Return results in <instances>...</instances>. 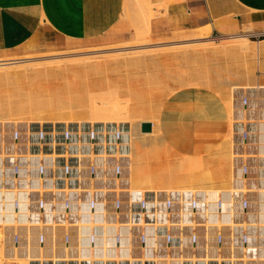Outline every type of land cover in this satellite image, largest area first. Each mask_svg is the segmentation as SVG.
I'll list each match as a JSON object with an SVG mask.
<instances>
[{
	"label": "built area",
	"instance_id": "2783aa9c",
	"mask_svg": "<svg viewBox=\"0 0 264 264\" xmlns=\"http://www.w3.org/2000/svg\"><path fill=\"white\" fill-rule=\"evenodd\" d=\"M230 98L227 188L135 185L118 125L0 122V249L26 264H264V82Z\"/></svg>",
	"mask_w": 264,
	"mask_h": 264
},
{
	"label": "rangeland",
	"instance_id": "374dc122",
	"mask_svg": "<svg viewBox=\"0 0 264 264\" xmlns=\"http://www.w3.org/2000/svg\"><path fill=\"white\" fill-rule=\"evenodd\" d=\"M125 2L129 6L131 5L133 9V19H140L134 24L135 38L130 42L113 45L104 44L85 47L59 48L54 49L51 52L36 51L17 54L9 58L0 59V63H12L14 61L16 62V64L7 67L9 68L7 69V72L0 70L1 75L3 73H9V71L12 76H17L18 74V76L15 77L17 79H14L15 81H12L10 73L9 75H4L9 76V78H7L6 80H11V84L8 83V85H4L3 83L2 85V83L0 82V103L3 104L5 101H7V99L11 101H8V103H10L11 105H9V107L6 106L9 109L5 108V104L8 105L7 102L2 106L0 105V108L4 107L2 109L3 111H12L14 109L12 112L7 111L8 114H11L12 116L8 114L7 116L6 111L3 112L6 116L4 114L0 115V121H6L8 118V120L20 119L32 120L37 122L43 120L49 123L59 124L62 123L61 121L63 119L64 121L68 122L69 118L70 120H72V118L76 117L72 123H80L82 121L84 122L86 119L83 118H88L89 114L87 111L83 110V108L78 105L79 103H81L80 101L87 102L86 100L88 93H86V87L88 86L86 85L89 84V86H94L93 88H91V90L93 89V91H91V94H94L95 96H103L104 94L107 95L106 93L110 95L109 91H111V94L120 92V95L118 94V96L120 97L119 100L122 102L121 106H124V103L128 102L131 103L130 107H132L133 105L138 107L140 106L141 108L143 107L142 110L144 111V113L140 112L142 114L141 117L152 119L153 127L157 128V122L154 123V118L158 120V113L161 108L162 102L174 91L192 85H203L207 87H213L217 90L218 87L216 85V81L218 79L219 72L235 71L238 69H240V71L242 69L243 71V68L245 67L246 72L248 68L252 72V74H254V71H263L264 69V60H261L264 56V48L262 49L263 51H259L262 46V44H259V42L264 41V37L258 39H247L244 36H232L228 38L224 37L218 39L215 38V36L213 37L210 35L209 28L207 26L197 31L181 33L177 36L165 37L159 40L153 39L148 32L147 35L145 34L146 38L144 39L146 40H142V38H140L139 36H142L144 34L143 32H145V28L148 27L147 20L152 17V14L149 10L151 7L150 2L149 0H125ZM143 3L146 6L145 12L143 11ZM136 12L140 17L137 16ZM238 44H240L239 46L243 44L245 50H243L242 45V48L238 47L240 48L239 50H241L242 52L237 51ZM247 46L249 47V49ZM260 52L263 53V55H261ZM257 54L261 55H259V57H261L259 58L260 60L256 59ZM257 60L259 62H257ZM111 61L112 63H109ZM122 62L124 64L127 63V68L122 65ZM258 63L261 64V67L258 65ZM93 64L94 69L98 68H95V65H101L102 67H99L98 69L94 70L92 68ZM74 65H79V68L81 69H78V66L76 67ZM88 67L91 70L88 71ZM110 67L112 69H110ZM84 68H86V72ZM11 71H14L15 74ZM250 71H248L249 74ZM1 75L0 77H4ZM5 78L6 77L0 79L5 82ZM107 78L109 79L108 86L105 83V80H107ZM262 79L264 80V76L262 77ZM100 81L104 82L103 85L102 83H100ZM15 82L18 83L15 84ZM253 83L255 82L246 81L240 82L239 84L249 85ZM231 84L234 83L222 85V88L224 90L223 93L219 94L223 96L226 95L224 96L226 97L224 98V100L227 101L226 99L228 98V103L229 101L231 102V99L229 98ZM102 92L106 93L103 94ZM17 102H20L22 105L20 103L18 104ZM23 103H32L34 105H38L39 110L41 111L38 113L37 111L30 112L32 110L31 108L29 111H27L23 108ZM226 105L230 104H227L226 102ZM21 106L24 109L23 111L22 109H18L19 107L21 108ZM230 107L231 106H227V108L229 109L228 111H231ZM65 108L67 111L65 110ZM15 109H17L18 112ZM230 114L231 112H229V116ZM77 118L82 119H78L81 121L79 122L77 120V122ZM88 121L89 119L86 122ZM106 121L104 122L106 123ZM109 122L112 123L113 121ZM110 123L107 122L106 124L110 126L112 125ZM154 131L158 132L155 135V137H157L159 131L158 129H155ZM230 134L231 133L229 132L227 135L231 138V136H229ZM228 137L226 139H228ZM156 139L159 142L153 143L154 139L153 137H150V143L147 146L142 144L143 146H145L147 151L149 150L148 152H156V155H158L157 157L153 153V157L151 154V159L154 161V163L160 160L162 161V164H164V162L167 163V161L169 160L173 163L174 161L175 163H177L178 161V164L179 161H188L183 160L184 158L187 159L188 157L176 158V156L172 155L169 150L163 146L160 136ZM226 139L224 138L222 142L223 146L220 145L219 147L222 148L221 152L223 151V149L225 152V148L229 147V156L226 154L228 153V150L226 148L225 153H217V158H215V160L218 159V162H225L226 157H229L227 159H230V139L228 140L229 144L226 142ZM224 142H226L227 144L224 145ZM147 143L148 142H146L145 144ZM218 150L220 149L218 148ZM218 154L223 155L222 158ZM152 157L154 159L160 158V160L156 161ZM164 158L167 160L165 161ZM192 158L190 159L189 157L188 159L192 161ZM196 158L197 157H194V161L192 163L190 162V164H192V167L195 165V163H197V161L199 162V164L205 163L200 158H198L199 160L197 159V161H195ZM213 161H211L212 163L209 162L210 164L208 165H212L214 163ZM201 165L203 166V164ZM173 178H175V180L177 179V177ZM162 180H165V178H163ZM186 181L187 180L183 182L179 181L180 184H178L179 182L176 181V183H174L175 186L173 184V187L171 188L173 189L174 187L178 186L174 189H180V186H184L183 184L181 185V182L185 184ZM155 184L152 185V188H163L165 186V184H162L163 186H161V182ZM167 186L165 188H168Z\"/></svg>",
	"mask_w": 264,
	"mask_h": 264
},
{
	"label": "crops",
	"instance_id": "0c3cea01",
	"mask_svg": "<svg viewBox=\"0 0 264 264\" xmlns=\"http://www.w3.org/2000/svg\"><path fill=\"white\" fill-rule=\"evenodd\" d=\"M149 2L152 17L147 24L153 39L207 26L215 38L245 34L256 39L264 37V0ZM132 14L125 0H0V59L36 51L130 42L135 38L134 24L140 20L133 19ZM263 76L250 71L247 81L264 82ZM234 82L236 79L225 84ZM227 109L213 87L192 85L174 91L164 99L158 113L163 146L176 158L198 157L211 162L229 133Z\"/></svg>",
	"mask_w": 264,
	"mask_h": 264
},
{
	"label": "bare ground",
	"instance_id": "6f19581e",
	"mask_svg": "<svg viewBox=\"0 0 264 264\" xmlns=\"http://www.w3.org/2000/svg\"><path fill=\"white\" fill-rule=\"evenodd\" d=\"M127 9V8H126ZM127 14V13H126ZM145 23V22H144ZM146 30H145V32H143L144 34L142 35V36H139L140 38H142V40H146V39H144V38H146L145 36L148 34V27H146L145 28ZM147 31V32H146ZM181 32V31H180ZM183 32V31H182ZM146 34V35H145ZM173 35H175V34H173ZM138 40V39H137ZM262 44V46H261V48L259 49V51H261L263 48H264V41H262V42H259V44ZM240 44H238L237 45V48L238 47H241V46H239ZM249 45V44H248ZM235 47V46H234ZM243 47V50H245L244 49V45L242 46ZM241 47V48H242ZM246 47V46H245ZM248 47V46H247ZM236 48V47H235ZM235 48H234V50H235ZM236 48V49H237ZM240 48H238L237 49V51H241V50H239ZM248 49H249V47H248ZM263 51V50H262ZM242 52V51H241ZM245 52V51H244ZM264 52V51H263ZM261 53V52H260ZM197 55V54H196ZM258 55V56H257ZM256 55V59H258V60H260L259 58H261V57H259V55L260 54H257ZM261 55H263V53H261ZM260 55V56H261ZM187 56V55H186ZM205 56V55H204ZM197 57V56H196ZM203 57V56H202ZM207 57V56H206ZM235 57V56H234ZM264 57V56H263ZM262 57V58H263ZM205 58V57H204ZM114 60H116V59H114ZM208 60V59H207ZM257 60V62H259ZM261 60H264V59H261ZM205 61V60H204ZM109 63H112V61L111 62H109ZM123 63V62H122ZM263 63H264V61H263ZM13 64H16V62L14 61V62H5V63H0V70L1 71H5V72H7V69H9V68H7V67H9L10 65L12 66ZM95 64V63H94ZM94 64L92 65V68H93V66H94ZM121 64V63H120ZM126 64V65H125ZM123 63L122 65L124 66V67H126L127 68V63ZM244 64V63H243ZM81 65V64H80ZM85 65V64H84ZM104 65V64H103ZM258 65L260 66L261 64H259L258 63ZM74 66H78V69H81V68H79V65H74ZM105 66V65H104ZM111 66V65H110ZM82 67V66H81ZM90 67H91V65H90ZM96 67H102L101 65H95V68ZM107 67V66H106ZM109 67V66H108ZM261 67V66H260ZM15 68V67H14ZM87 68V67H86ZM86 68H84L85 69V72H86ZM89 68V67H88ZM98 68H96V69H98ZM10 69H13V68H10ZM83 69V68H82ZM94 69V68H93ZM92 69V70H93ZM96 69H94V70H96ZM106 69H108V68H106ZM110 69H112L111 67H110ZM109 69V70H110ZM244 70H245V67L243 68ZM89 70H91L90 68L88 69V71ZM93 70V71H94ZM244 70L242 71V69H241V71L238 69V70H235V71H222V72H219L218 73V79H217V81H216V85H217V92H218V94H220V93H223V88H222V85L223 84H225V83H228V82H230V81H232V79H236V81L237 82H234V84H231V86L230 87H232V85H241V84H239L238 83V81H241V80H245V82L249 79V77H250V74H249V72L248 71H250L248 68H247V72H246V70H245V73H244ZM84 71V70H83ZM12 73L14 72V71H11ZM9 73H10V71H9ZM9 73H6V74H8L9 75ZM6 74H0L1 76H4V75H6ZM14 74H15V72H14ZM45 74V73H44ZM4 76V77H6L5 79H4V81L7 79V78H9V76ZM10 75H11V73H10ZM46 75V74H45ZM54 75H55V73H54ZM217 75V74H216ZM17 76H18V74H17ZM17 76H15V75H11V78H12V81H15L17 78H15V77H17ZM146 76V75H145ZM4 77H0V78H4ZM14 77V78H13ZM47 78V77H46ZM106 78V77H105ZM220 78V79H219ZM15 79V80H14ZM1 80V79H0ZM60 80V79H59ZM6 81H9V80H6ZM3 82V80H1L0 82L2 83V85H3V83H4V85H8V83L9 84H11L12 82H11V80L9 81V82ZM20 82V81H19ZM97 82V81H96ZM242 82V81H241ZM0 83V84H1ZM18 82H15V84H17ZM100 83H102V85H103V81L101 82L100 81ZM105 83L107 84V86H108V84H109V79L107 78V80H105ZM13 84H14V82H13ZM101 85V86H102ZM86 86H88V87H86L87 88V90H86V93H88L87 94V102H85V101H80L81 103H79V105L78 106H80V107H82L83 108V110H85V111H87L88 112V114H89V117L88 118H83V119H86L83 123L82 122H80L81 120H78V119H82V118H77L76 119V121L78 120L80 123H76V122H74V123H72L73 121H74V119L76 118H72V120H70V118H69V121H71V122H69L68 121V123H70L71 125H73L74 126V128L75 129H81V127H82V124H84L88 119H89V121H92V122H95V123H97L98 124V126L101 128V129H103V132H105L106 131V129L109 127L110 128V126H112V125H119L120 126V128L122 129V142H124V144L128 147V154H129V156H130V159H131V176H132V180H133V182H134V184H136V185H138V186H140V187H142V188H145V189H152V190H154V189H159V190H162V189H168L169 187L171 188V187H173V184L174 183H176V181H185V180H187L186 181V183L184 184V183H182L181 182V185L183 184L184 186H180V189H182V188H198V189H209L210 187L211 188H226L227 186H228V182H229V172H228V164H229V159H227V158H229V157H226V159H225V162L224 161H220V162H218L217 160L218 159H216L215 160V158H217V156H215V158H214V163L212 164V165H208V164H210V163H206V165H205V163H200L199 164V162L197 161V159H198V157L196 158V160L195 161H197V163H195V165L192 167L191 165L192 164H190V162L192 163L194 160V157L192 158V157H190V159L192 158V161H190V159H183V160H188L189 161V164H188V161L187 162H180L179 161V164H178V161H177V163H175V161H174V163L172 162H170V160L169 161H167V163H165L164 162V164H162L161 162V160H160V158H153L154 156H153V153H154V155L155 156H157L158 157V155H156V152H152V151H150V152H148L147 150H146V148H145V146H143V145H148L149 143H150V137H153V143H157V142H159L156 138L157 137H159V134L157 135V137H155V135L158 133V132H155L154 130L155 129H158V127L156 128V127H153V125L151 126V130L150 131H148V132H143V131H141V123L142 122H150L151 124H152V119H148V118H143V117H141L142 116V114L140 113V112H143L144 113V111L142 110L143 109V107L141 108L140 106L138 107V106H132V107H130V104L131 103H128V102H125L124 104V106H121L122 105V102L119 100V96H118V94L120 95V92H118V93H112L111 94V91H109L110 92V95L108 94V93H106V92H104V93H106L107 95H105L103 92V96H95L94 94L92 95L91 93V91H93V89L91 90V88H93L92 87V85H90L89 86V84H87ZM100 86V85H99ZM112 90V89H111ZM158 90V89H157ZM219 91H222V92H219ZM116 92H117V90H116ZM131 93H132V91H131ZM223 99L224 98H226V97H224V96H226V95H220ZM67 97V96H66ZM131 98V97H130ZM230 98V97H229ZM68 99H69V96H68ZM231 99V98H230ZM132 100V99H131ZM227 101H225V103L227 102V104H230V105H226V106H231V102L229 101V103H228V98L226 99ZM8 101L9 102H11L9 99H7V101H5L3 104H5L6 102H7V104L8 105H6L5 104V108L6 109H9L8 107H9V105H11L10 103H8ZM69 101V100H68ZM125 101H127V100H125ZM18 104L20 103V102H17ZM61 103V102H60ZM68 103H70V102H68ZM133 103V102H132ZM3 104H1L0 103V105L2 106ZM21 104V103H20ZM25 104V105H24ZM28 104V105H27ZM32 103H23V108L25 109V110H27V111H29L30 110V108L33 110H31L30 112H34V111H37V113L38 112H40L41 110H39V106L38 105H34V104H32ZM17 105V104H16ZM22 105V104H21ZM138 105H140V104H138ZM6 106H8V107H6ZM26 108H28V109H26ZM4 107H1L0 108V113H2V114H0V115H5V113H3V112H7V111H11V110H2ZM16 108H17V106H16ZM22 108V106H21V108L19 107L18 109H22V111L24 110ZM67 108V107H66ZM66 108H65V110H66ZM231 108V107H230ZM11 109H13V108H11ZM62 109V108H61ZM81 109V108H80ZM14 110V109H13ZM12 110V111H13ZM17 112H18V110L17 109H15ZM74 110H76V109H74ZM227 110H229V109H227ZM231 110V109H230ZM11 111V112H12ZM59 111V110H58ZM67 111V110H66ZM19 112H21V111H19ZM229 112H231V111H229ZM21 113H23V112H21ZM145 113H146V111H145ZM8 114V112L6 113V115ZM14 114V113H13ZM5 115V116H6ZM8 115H11V114H8ZM7 115V116H8ZM71 115V114H70ZM231 115V114H230ZM12 116V115H11ZM10 116V117H11ZM57 116V115H56ZM73 116H76V115H73ZM19 117V116H18ZM72 117V116H71ZM156 117V116H155ZM1 118V117H0ZM4 118V117H3ZM2 118V119H3ZM5 118H7V117H5ZM1 119V120H2ZM155 120H154V123H156L157 122V120H156V118H154ZM65 120H68V119H65ZM106 120H109V121H113L112 123H110L109 121H106ZM6 121H15V122H21V123H23L28 129H33L32 127L34 126V125H36L37 123H40V122H46V123H49V122H47V121H32V120H20V119H14V120H8V118H7V120ZM52 121V120H51ZM61 121V120H60ZM64 119L61 121L62 123H64V122H66L67 123V121H64ZM77 121V122H78ZM88 121V122H89ZM104 121H106V123L108 122V123H110V124H112V125H110V126H108ZM229 121H230V116H229ZM0 122H5V121H0ZM53 122V121H52ZM56 122V121H55ZM102 122V123H101ZM115 122V123H114ZM104 123V124H103ZM50 124H53V123H50ZM56 124V123H55ZM58 124V123H57ZM56 124V125H57ZM60 124V123H59ZM106 124V125H105ZM155 128V129H154ZM123 129H125V130H123ZM155 132V133H154ZM229 132H230V129H229ZM231 133V132H230ZM125 136H126V139H125ZM229 136H231V134L229 135ZM228 137V135L225 137V139ZM230 139V137H228V139H226L225 141L228 143V140ZM230 141V140H229ZM146 142H148L147 144H145ZM162 142V141H161ZM226 142H224V145H226L227 143ZM143 144V145H142ZM229 144V143H228ZM221 146H223V143L222 144H220ZM229 146H230V144H229ZM220 150H218L217 151V153H220L221 152V147H218ZM227 148V150L229 151V147H226ZM226 148H225V152H226ZM162 151V150H161ZM222 152H224V149H223V151ZM221 152V153H222ZM224 152V153H225ZM220 153V154H221ZM151 154H152V158L154 159V160H160V161H157V162H155L154 163V161L151 159ZM157 154H159V153H157ZM167 154V153H166ZM165 154V155H166ZM169 154V153H168ZM228 156H229V152L228 153H226ZM161 155V154H160ZM219 155V154H218ZM219 156H221V158H222V156L223 155H219ZM218 156V157H219ZM226 156V155H225ZM160 157V156H159ZM162 157V156H161ZM166 158V157H165ZM164 158V159H165ZM225 158V157H224ZM202 159V158H201ZM163 160V159H162ZM167 159H165V161H166ZM199 160V159H198ZM153 161V162H152ZM182 161V160H181ZM202 161H204V160H202ZM215 161H217V162H215ZM200 162H201V160H200ZM227 162V163H226ZM159 163H160V165H159ZM182 163V164H181ZM176 164V165H175ZM201 164H203V166L201 165ZM179 165V166H178ZM207 168H206V167ZM180 167V168H179ZM205 167V168H204ZM186 172H187V174H186ZM167 174V175H166ZM173 175V176H172ZM168 177V178H167ZM173 177H177V179L175 180V178H173ZM163 178H165V180H162ZM184 178H185V180H184ZM160 183L161 182V186H163L164 184H165V186L163 187V188H152L153 186V184H155V183ZM163 184V185H162ZM170 184V185H169ZM178 184H180V182L178 183ZM156 185V184H155ZM154 185V186H155ZM160 185V184H159ZM167 185H169V186H167ZM177 185V184H176ZM157 186V185H156ZM168 187V188H165V187ZM174 186H175V184H174ZM178 187V186H177ZM177 187H174V188H177ZM0 264H26V261L24 260V257L22 256V255H20V254H12V255H7V254H5L1 249H0Z\"/></svg>",
	"mask_w": 264,
	"mask_h": 264
},
{
	"label": "water",
	"instance_id": "95a60500",
	"mask_svg": "<svg viewBox=\"0 0 264 264\" xmlns=\"http://www.w3.org/2000/svg\"><path fill=\"white\" fill-rule=\"evenodd\" d=\"M152 124L150 122H142L141 123V131L148 132L151 130Z\"/></svg>",
	"mask_w": 264,
	"mask_h": 264
}]
</instances>
